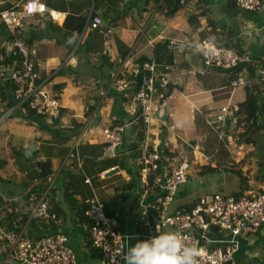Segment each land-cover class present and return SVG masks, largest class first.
I'll return each instance as SVG.
<instances>
[{
	"label": "crops",
	"instance_id": "0c3cea01",
	"mask_svg": "<svg viewBox=\"0 0 264 264\" xmlns=\"http://www.w3.org/2000/svg\"><path fill=\"white\" fill-rule=\"evenodd\" d=\"M38 1L46 11L25 18L14 38L36 62V86L59 97L60 117L51 120L15 109L12 83L0 81V264H16L2 239L9 231L31 241L64 235L76 264H99L89 244V222L81 212L92 198L116 218L118 232L129 236V243L157 234L156 224L144 228L150 223L141 204L156 206L159 191L143 187L140 178L137 158L143 137L139 141L132 132L138 106L131 92L119 93L110 86L112 74L127 60L169 67L167 99L154 114L150 143L196 157L172 210L189 211L210 194L236 198L244 191L264 192L262 98L249 89L259 108L256 122L246 121L239 105L246 101L248 89L233 88L227 72L204 68L194 51L196 43L211 40L239 55L264 60V9L250 13L229 0ZM16 2L0 0V10ZM91 16L102 17L112 28L111 36L91 30ZM12 38L0 23V62L13 69L21 59L11 49ZM170 40L180 49H169ZM250 69L248 77L253 78ZM221 108H229V113L209 126L208 118ZM116 123L125 129L121 144L110 151L102 131ZM39 162H48L49 175H41ZM87 178L90 184L84 183ZM41 197L55 219H32ZM207 237L232 239L213 228ZM235 239L228 264H264V224L254 234ZM214 246L224 249L228 244Z\"/></svg>",
	"mask_w": 264,
	"mask_h": 264
},
{
	"label": "built area",
	"instance_id": "2783aa9c",
	"mask_svg": "<svg viewBox=\"0 0 264 264\" xmlns=\"http://www.w3.org/2000/svg\"><path fill=\"white\" fill-rule=\"evenodd\" d=\"M229 1L240 10L250 13H260L264 9V0ZM45 11V5L38 0H18L10 8L0 10V23L13 36L11 49L21 59L20 66L13 69L0 62V81L12 83L15 109L58 120L61 107L59 97L42 86H36V62L30 59L26 45L14 38L25 18ZM106 21L109 23L110 20ZM88 25L91 30L106 37L112 34V28L100 16H91ZM167 47L179 50L180 44L170 40ZM194 51L204 68L231 72L243 66L233 75L231 85L233 88H251L254 93H259L262 98L261 114L264 116V60L239 55L211 40L196 43ZM248 68L254 70L253 78L248 77ZM168 69V66H159L153 62L138 64L127 60L112 74L110 81L111 88L116 92L132 93V99L139 110L138 120L144 130L139 147L141 152L137 158L140 178L143 187L156 188L159 196L154 207L141 204L145 209L143 215L148 219V213L153 212L157 234L174 233L183 244L195 247L196 264H228L237 246L235 238L252 235L264 224V192L244 191L236 198L210 194L201 198L189 211L171 209L178 189L188 181L196 157L190 159L184 151H176L168 145L154 148L150 143L154 114L165 105L167 99L169 82L165 71ZM228 113L229 108H221L219 113L208 118L207 124L212 126L222 122ZM124 129L119 123L103 129L107 150L113 151L121 144ZM84 183L90 184V179H85ZM86 204L84 215L89 222L90 243L100 256L99 264H123L122 252L118 254L117 250L121 244L120 237L129 239V236L118 232L116 218L105 212L104 204L95 198ZM31 217L55 219V215L48 214L47 202L43 197L33 207ZM212 226L232 239L210 240L207 233ZM2 239L6 242L7 256L16 264H76L75 254L64 235H46L31 241L21 232L9 231L2 233ZM217 242H226L228 246L224 249L214 246Z\"/></svg>",
	"mask_w": 264,
	"mask_h": 264
},
{
	"label": "clouds",
	"instance_id": "9594fccd",
	"mask_svg": "<svg viewBox=\"0 0 264 264\" xmlns=\"http://www.w3.org/2000/svg\"><path fill=\"white\" fill-rule=\"evenodd\" d=\"M117 250L123 264H196L197 250L183 244L174 233L154 234L129 243L121 238Z\"/></svg>",
	"mask_w": 264,
	"mask_h": 264
},
{
	"label": "trees",
	"instance_id": "16d2710c",
	"mask_svg": "<svg viewBox=\"0 0 264 264\" xmlns=\"http://www.w3.org/2000/svg\"><path fill=\"white\" fill-rule=\"evenodd\" d=\"M242 67L243 66H239L235 70H232L231 72H227V73L232 78L233 75L236 72H239L241 70ZM216 70H220V69H216ZM220 71H222V70H220ZM251 73L253 74L252 70H251ZM249 89H251V88H249ZM249 89L246 90L247 91L246 101L244 103H242V104L239 105V111H240V113H243L244 114V116L246 118V121L252 119L253 120V123H255L256 122V119H257L256 112H257V110L259 108V106H258V103L259 102H258V99H257L256 95H253L252 94L253 92L251 93L249 91ZM251 90H253V89H251ZM128 93H130V92H128ZM132 132L136 134V137L138 138L139 141L142 140L143 132H142V123H141L140 120H138L137 121V124L135 126H133ZM246 134L247 133H245V136H246ZM247 141H249V140H247ZM134 153H135V148H134ZM86 208H87V206H84L82 208V210H81L82 215H84V212H85ZM35 220H40V219H35ZM148 220H149V223L150 224L148 226H145L144 228H147L148 229V227H154V225H155V216H152V214L150 213V215L148 217ZM144 228H142V226H140V228H139V232H140L141 235H144V232H143L144 231ZM89 244H90V247L92 248L91 243H89ZM91 250L93 251V254H95V255L98 254V252L95 249L92 248ZM97 257L98 258L100 257L99 254H98Z\"/></svg>",
	"mask_w": 264,
	"mask_h": 264
},
{
	"label": "water",
	"instance_id": "95a60500",
	"mask_svg": "<svg viewBox=\"0 0 264 264\" xmlns=\"http://www.w3.org/2000/svg\"><path fill=\"white\" fill-rule=\"evenodd\" d=\"M165 120L166 119V111L165 109L163 108V116H162V120ZM37 166L38 168L40 169L41 171V175L42 176H46V175H49L50 174V168H49V164L48 162H39L37 163ZM213 229H216L215 226H212Z\"/></svg>",
	"mask_w": 264,
	"mask_h": 264
}]
</instances>
